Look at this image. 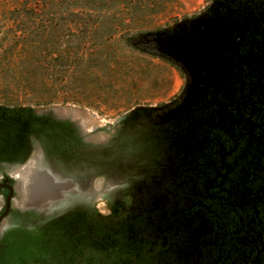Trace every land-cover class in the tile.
Segmentation results:
<instances>
[{"label":"rangeland","instance_id":"1","mask_svg":"<svg viewBox=\"0 0 264 264\" xmlns=\"http://www.w3.org/2000/svg\"><path fill=\"white\" fill-rule=\"evenodd\" d=\"M210 2L0 0V108L36 116L27 129L12 120L0 130V185L13 188L0 223V264L16 234L51 231L63 240L57 238L60 248L66 242L83 251L77 261L74 248L67 259L46 256L42 264L195 258L175 241L184 217L168 221L153 209L150 169L135 179L131 153H113L112 146L137 111L171 105L183 88L179 69L147 49L150 39ZM61 122L77 143L57 135L53 127ZM8 197L1 188L0 217Z\"/></svg>","mask_w":264,"mask_h":264},{"label":"flooded vegetation","instance_id":"2","mask_svg":"<svg viewBox=\"0 0 264 264\" xmlns=\"http://www.w3.org/2000/svg\"><path fill=\"white\" fill-rule=\"evenodd\" d=\"M149 43L183 88L128 119L113 153H131L137 180L150 169L153 209L184 217L175 241L190 264H264V0H211ZM53 128L77 143L65 123Z\"/></svg>","mask_w":264,"mask_h":264},{"label":"trees","instance_id":"3","mask_svg":"<svg viewBox=\"0 0 264 264\" xmlns=\"http://www.w3.org/2000/svg\"><path fill=\"white\" fill-rule=\"evenodd\" d=\"M154 45L152 43L148 42L147 49H151V51L154 50ZM35 114L30 112L29 110H22L21 112L16 111H10L0 108V130L4 127V124L6 122L14 121H22V130L25 128L27 129L31 122H33V119L35 118ZM52 232V231H51ZM48 232L45 235H42L40 237L33 236L31 234H28L26 232H22L21 236H14L11 238V243L13 244L12 249L5 250V254L2 255V260L5 258V260L2 261L3 264H9L6 260L7 257H11L15 260H17L21 264H42L44 257H51L54 258V256L59 255L61 257H70V252L75 248L79 251L74 257V260H79L81 258L79 255L82 253V251L78 247H72L64 243L65 245L61 246V248L58 246V240L60 239L62 243V239L60 236H56L55 234ZM62 249V250H61ZM63 251V252H60ZM7 255V257H6Z\"/></svg>","mask_w":264,"mask_h":264},{"label":"water","instance_id":"4","mask_svg":"<svg viewBox=\"0 0 264 264\" xmlns=\"http://www.w3.org/2000/svg\"><path fill=\"white\" fill-rule=\"evenodd\" d=\"M1 188H7L9 190V197L7 199L6 210H5L4 214L0 217V223L7 216L8 212L10 210V198H11V196L13 194V188L11 186H8L6 183L1 184L0 185V189Z\"/></svg>","mask_w":264,"mask_h":264},{"label":"bare ground","instance_id":"5","mask_svg":"<svg viewBox=\"0 0 264 264\" xmlns=\"http://www.w3.org/2000/svg\"><path fill=\"white\" fill-rule=\"evenodd\" d=\"M99 185H100V182H99Z\"/></svg>","mask_w":264,"mask_h":264}]
</instances>
